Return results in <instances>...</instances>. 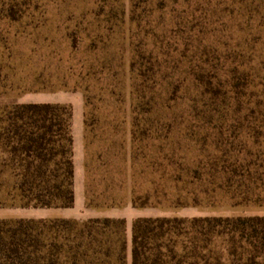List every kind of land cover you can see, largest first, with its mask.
Wrapping results in <instances>:
<instances>
[{"label": "rangeland", "instance_id": "374dc122", "mask_svg": "<svg viewBox=\"0 0 264 264\" xmlns=\"http://www.w3.org/2000/svg\"><path fill=\"white\" fill-rule=\"evenodd\" d=\"M237 1L28 0L17 21H0L9 73L0 107L20 99L72 109L94 204L108 193L124 204L157 188L162 195L151 202L163 207L152 208L168 217L264 216V203L235 205L224 190L200 207H175L183 186L165 165L178 164L174 177L181 167L199 170L205 158L227 156L238 135L231 60L239 54V74L255 83L263 77L264 0ZM245 137V159H259L261 139ZM60 213L81 220L85 210H6L4 219ZM125 220L129 252L132 219Z\"/></svg>", "mask_w": 264, "mask_h": 264}, {"label": "trees", "instance_id": "16d2710c", "mask_svg": "<svg viewBox=\"0 0 264 264\" xmlns=\"http://www.w3.org/2000/svg\"><path fill=\"white\" fill-rule=\"evenodd\" d=\"M27 2L0 0V21H17ZM232 59L228 83L238 135L227 156L205 158L199 170L181 167L174 177L178 164H165L171 180L183 186L175 207H200L202 198L213 200L218 190L229 193L235 205L264 203V75L255 83L239 74L234 64L239 54ZM262 65L264 70V60ZM8 78L0 61V96ZM244 135L261 139L259 159H245L239 140ZM160 195L155 188L134 195L131 204L163 207L160 200L151 202ZM74 204L72 109L0 107V209H70ZM92 206L88 196L86 207ZM126 231V220L116 218L0 219V264H264V216L136 218L129 252Z\"/></svg>", "mask_w": 264, "mask_h": 264}, {"label": "crops", "instance_id": "0c3cea01", "mask_svg": "<svg viewBox=\"0 0 264 264\" xmlns=\"http://www.w3.org/2000/svg\"><path fill=\"white\" fill-rule=\"evenodd\" d=\"M15 103L17 104H27L18 99ZM83 122H84V112H83ZM73 132V128H72ZM84 133V132H83ZM84 134L79 136L80 143L79 149L80 153L76 155L75 139L73 136V163H74V191H75V206L81 207L85 210V214L81 220H87L90 218H116V219H127V217L132 219V223L136 218H159L168 217L165 212L158 208L146 207V208H134L131 204V198L122 204L115 200L114 195L108 193L106 196L102 195L105 202L103 204L93 203L91 208H87V198L91 196L92 193L87 190L86 186V172H85V148L83 143ZM82 140V141H81ZM98 202V201H97ZM124 205V206H122ZM6 210L14 211L16 209H0V219L5 218ZM57 210V209H56ZM8 212V211H7ZM10 214V213H7ZM44 219V218H43ZM47 219H75L65 215V213H60L59 216H54ZM127 222V221H126Z\"/></svg>", "mask_w": 264, "mask_h": 264}]
</instances>
